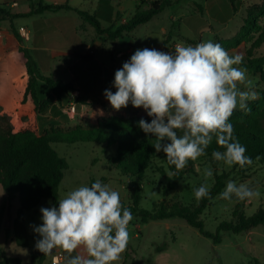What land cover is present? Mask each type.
<instances>
[{
    "label": "rangeland",
    "instance_id": "rangeland-1",
    "mask_svg": "<svg viewBox=\"0 0 264 264\" xmlns=\"http://www.w3.org/2000/svg\"><path fill=\"white\" fill-rule=\"evenodd\" d=\"M39 1L34 5L38 6ZM45 1L53 4L56 2V0ZM99 1L69 0L70 4L78 10L90 13L97 9ZM152 1L156 0H124L123 2L111 0L110 2L116 13L122 9L121 19L118 21V24H121L129 20L136 11L147 10ZM28 6V0H7L6 5L8 9L15 12L27 10ZM261 7L264 8V0H239L237 12L233 11L229 0H185L182 4H173L149 23L138 27L130 38L124 40V43L130 44L131 40L135 51L146 47L158 48L162 45V33L166 28L164 39L167 41L162 47L163 51H174L175 46L180 43L195 46L211 40L221 44L232 55L241 54L245 60L247 51L257 39L258 33L253 34L249 41L236 44L234 39L239 37L248 11L259 14ZM199 8H202V13ZM260 23L264 26V16L260 18ZM103 25L109 26L105 21ZM13 26L24 38L26 46L38 62L41 73L64 83L72 81L71 71L83 74L87 68L95 67L97 63L90 59H81L71 68L69 64L70 61L76 60L74 56H66L68 60H65L66 57L51 59L50 52L44 51V48L49 51L56 48L59 42L57 32L67 35L68 31L72 32V29L77 27V30L81 32V41H86L82 45L79 42L72 43L73 46L79 47L76 51L80 53L86 51V44L93 46L98 40L110 42L106 36H100L89 23H84L76 11L46 12L43 15L20 18L12 23L8 21L0 23V125L6 126L9 123L15 130H19L23 122L32 126L35 120L37 131L45 134L57 129L66 131L79 126L92 128L98 120H105L94 118L88 122L79 114L72 117L75 113L68 114L65 111V105L55 97L51 99L42 96L39 109L43 111L47 108V112L41 115L35 112L30 100L23 102V92L28 77L25 59L11 33ZM21 27L27 29L30 35L27 30L26 34H23ZM170 31L172 36L169 38ZM36 35L37 38H35ZM26 39L29 40L26 41ZM109 44L112 43L107 45ZM254 55L264 56V44L254 51ZM96 57L108 60L107 52L104 50H100ZM247 74L254 81L259 98V91L263 86L261 79L249 71ZM39 90L41 92L42 87ZM252 102L250 101L249 105ZM78 103L84 104V101ZM92 104L87 102L86 105H91L90 107L93 108ZM238 111L242 110L237 109L234 112ZM53 117L69 119L74 123L66 124L63 121L52 123ZM147 117L151 118L148 115ZM53 147L69 164L59 188V200L79 186H91L92 181L97 179L100 181L106 179L105 184L119 192L121 202L126 206L132 203L131 191L136 187L142 192L140 207L145 210H153L165 198L164 189L168 181L159 172V168L165 167L160 157L152 160L144 178L139 180L122 171V167L131 164V158L127 157L119 161L116 145L80 142L55 143ZM206 166H211L213 170L212 178L207 181L203 176V169ZM224 172L230 173L231 180L237 184L247 183L252 189L258 190L260 196L247 201H240L235 197L225 200L220 198V195L212 199L207 209L199 216L207 231L215 233L221 222L234 219L233 211L237 204H240V211L246 216H252L259 209H264L263 162L255 161L243 169L236 165L229 168L223 162L214 161L212 157L206 156L195 161L194 173L185 175L178 187L167 195L166 203L198 207L201 200L198 201L195 198L194 189L205 182L211 189L215 183V174ZM166 173L170 176L167 168ZM53 205L51 199H45L32 211L22 210L18 199L8 201L0 185V261L5 258H19L22 264H50L51 256L56 250L43 258L41 252L35 248L39 236L33 231L31 225L39 226L42 223L40 209ZM129 232L131 240L116 264H220L221 261L224 264H256L254 260L258 261L257 264H264L263 225L240 234L223 232L222 243L218 245L201 235L183 219L150 221L145 224L133 219L129 224ZM165 245H167L165 251H156L158 247ZM64 254L66 256L67 253L64 252Z\"/></svg>",
    "mask_w": 264,
    "mask_h": 264
},
{
    "label": "clouds",
    "instance_id": "clouds-1",
    "mask_svg": "<svg viewBox=\"0 0 264 264\" xmlns=\"http://www.w3.org/2000/svg\"><path fill=\"white\" fill-rule=\"evenodd\" d=\"M243 59L211 40L195 46L180 43L174 51L137 49L115 71L116 91L105 89L104 96L115 111L131 104L152 118L151 122L141 119L138 126L155 137V151H162L177 171L205 155L214 138L224 151H213V160L243 169L253 160L234 137L230 118L237 109L250 112L249 102L258 99L254 81L246 68L239 67ZM203 176L205 181L212 178L211 166L203 169ZM194 196L198 201L211 198L210 185L201 184ZM259 196L247 183L232 180L220 193L225 200ZM57 204L42 207V223L31 225L39 236L38 251L51 255L62 249L68 254L64 264H116L120 260L131 240L129 224L134 217L118 191L97 179L91 186L69 191Z\"/></svg>",
    "mask_w": 264,
    "mask_h": 264
},
{
    "label": "trees",
    "instance_id": "trees-1",
    "mask_svg": "<svg viewBox=\"0 0 264 264\" xmlns=\"http://www.w3.org/2000/svg\"><path fill=\"white\" fill-rule=\"evenodd\" d=\"M184 1H152L147 10L136 11L129 20L118 24L119 19H121V12H115L110 0H100L97 9L93 13L78 10L68 3L47 4L41 0L39 5L35 6L33 0H28V9L19 12L8 9L6 5H0V23L6 21L12 23L20 18L43 15L46 12L76 11L84 22L89 23L100 36H106L109 40L114 41L132 33L139 26L149 23L154 17L172 7L173 4H182ZM238 1L229 0L234 12L238 11ZM260 9L259 14L248 11L240 35L234 39V42L237 44L241 41H249L253 34L258 33L257 39L247 51L246 59L239 66L258 75L263 86L259 91V98L249 105L251 111L247 113L244 111L234 112L230 121L234 125V137L246 148V155L252 158L253 162L260 161L264 163V56L256 57L254 55V51L264 44V26L260 23V18L264 16V8L261 7ZM199 11L202 13V8H199ZM104 21L109 26H104ZM11 33L18 43L20 53L23 54L27 70L28 83L23 92V102L30 100L35 112L40 115L46 114L47 108L43 111L39 109L42 101L38 95V83L40 81L44 82L52 93L48 97L51 99L55 97L58 101L62 99L64 94L74 90V85L43 75L38 62L26 46L24 38L14 26L11 28ZM171 36L172 31L169 32L168 37ZM166 41L164 39L162 47L165 46ZM89 58L88 56L84 57V59ZM141 119L151 122L152 118L132 117L98 120L92 128L79 126L66 131L57 129L45 134H40L37 131L35 120L34 126L23 122L24 124L19 130H15L9 123L6 126L0 125V185L8 201L12 202L18 199L21 209L25 211L36 209L45 199H51L54 205L58 206L59 188L69 164L65 158L59 155L53 144L95 142L107 144L108 146L116 145L119 161L127 157L131 158V164L122 167V171L126 175L136 177L139 180L144 178L154 158L160 157L162 159L165 167L159 168V172L168 181L164 189V200L159 202L153 210H145L140 207L142 192L136 187L131 191L132 203L128 206L123 204L139 223L183 219L191 227L198 230L201 235L213 240L216 245L222 243L223 232L240 234L258 226H264L263 208L252 216H246L244 212L240 211V204H237L233 211L234 219L221 222L215 233L205 229V224L199 216L207 209L211 200L222 193L226 183L231 180L230 173L226 172L215 174V183L210 189L211 198L201 199L198 207L168 205L166 203L167 195L178 187L186 174L194 173L195 161H189L187 167L181 171H177L174 166L169 165L166 161V155L162 151H155L153 147L155 137L151 134H145L139 128L138 122ZM164 143H167V141H164ZM213 151H224L216 143L215 138L206 149V154L201 157H212ZM166 168L175 175L168 176ZM94 182L92 181V183ZM101 182L106 183V179H102ZM166 249L167 245L158 247L156 251L163 252ZM41 255L43 258L46 256L43 253ZM254 262L258 263L257 260H254ZM0 264H22V260L19 258H5ZM220 264L224 263L221 261Z\"/></svg>",
    "mask_w": 264,
    "mask_h": 264
},
{
    "label": "crops",
    "instance_id": "crops-1",
    "mask_svg": "<svg viewBox=\"0 0 264 264\" xmlns=\"http://www.w3.org/2000/svg\"><path fill=\"white\" fill-rule=\"evenodd\" d=\"M38 1L33 0V4ZM43 1L44 3H47V4H53L50 2H46L45 0ZM120 1L123 2L124 0H120ZM39 2H41V0ZM66 3L70 4L69 0H56V2H54V4H66ZM0 4L7 5V0H0ZM121 11L122 9L120 10V12ZM22 28L25 29L24 27H21V30ZM26 30L27 29H25V32ZM72 30H73L72 32L68 31L67 35L66 33H63V32L56 33L58 37L57 40L59 42L55 46L56 48L53 49L52 51H49L48 49L44 48V51L50 52L49 56L51 57V59L52 58L56 59V58H61V57H66V56L67 57L74 56L76 60L70 61L71 63L69 65L71 66V68H72V65H74V63H77L79 62V60L84 59L85 56L90 57L89 58L90 60L97 63L94 65L95 67L87 68L83 74H76L72 71L70 72L72 76L71 77L72 81L66 82V83H72L74 85V88H79L82 93L81 99L79 101H84V104L80 103L79 105V103H77L76 112L74 115H72V117H75L77 114H79L83 117L84 120L88 122L94 118L96 119H119V118H132V117H139V118L147 117V113H145L142 108H139V109L134 108L131 104H129L128 107L121 109L120 111H115L112 109L109 102L104 96L105 89H110L113 92L116 91V89L113 87L115 71L120 69L123 63L128 61L131 55L135 52L134 45H133V42L131 44V40L129 41L130 44L124 43V40L130 38L131 35H133L134 31L128 35H124L123 37L117 40H114V41L110 40V42L108 41V43H112L109 45H107L108 43L105 42L104 40L96 41L93 46L86 44V51H84L83 53H80L76 51V48L78 49L79 47L75 45L73 46L72 43L79 42L82 45L86 43V41L84 40L81 41L80 39L81 32L77 30V27L73 28ZM166 32H167L166 28H164L163 33H162L163 41H164V36ZM27 33L28 35H30V32H28V30H27ZM35 38H37V35ZM29 39H26V41H28ZM156 49L162 50V45ZM100 50H104L107 52L108 60H102L100 57L99 58L96 57L97 53ZM67 57L65 60H68ZM26 73H27V70H26ZM27 83H28V80L26 82V86H27ZM40 87H42L41 92L39 90ZM37 90H38V95L40 99H42V96L48 97L52 94L48 86L44 82H41V81L38 83ZM87 102L93 103L92 104L93 108L90 107L91 105H86ZM61 103L67 106L68 96L66 94L62 96ZM53 119L54 121L52 120L51 121L52 123H55V121L59 123L63 121L66 124L73 122V121L70 122L69 119H62V118H55V117H53ZM96 123L97 122H95V124Z\"/></svg>",
    "mask_w": 264,
    "mask_h": 264
},
{
    "label": "built area",
    "instance_id": "built-area-1",
    "mask_svg": "<svg viewBox=\"0 0 264 264\" xmlns=\"http://www.w3.org/2000/svg\"><path fill=\"white\" fill-rule=\"evenodd\" d=\"M22 33H25V29L22 28ZM68 96V103L65 106V111L68 114H72L76 112V107L78 101L81 99V90L79 88H74V90L66 93ZM65 261V254L62 250L56 249L54 254L51 256L50 264H64Z\"/></svg>",
    "mask_w": 264,
    "mask_h": 264
}]
</instances>
